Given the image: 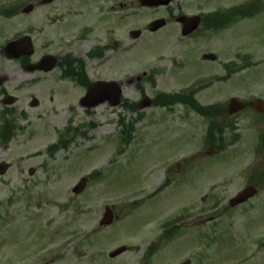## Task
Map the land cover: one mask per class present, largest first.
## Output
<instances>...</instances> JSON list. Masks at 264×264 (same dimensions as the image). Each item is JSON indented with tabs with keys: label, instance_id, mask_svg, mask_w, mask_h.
Listing matches in <instances>:
<instances>
[{
	"label": "rangeland",
	"instance_id": "1",
	"mask_svg": "<svg viewBox=\"0 0 264 264\" xmlns=\"http://www.w3.org/2000/svg\"><path fill=\"white\" fill-rule=\"evenodd\" d=\"M38 2L0 0V8L34 5L26 16L0 17V93L15 98L9 114L0 104V131L10 123L15 133L9 144L0 141V163L8 166L0 176V264H264V115L246 108L232 120L218 116L219 125L234 124L237 139L227 132L213 150L204 145L207 120L183 105L154 102L190 90L201 106L221 109L232 98L264 101V7L221 31L181 38L174 20L140 9L137 0ZM249 2L264 6L180 0L171 8L205 15ZM155 17L169 23L149 33ZM13 35L31 39L23 65L5 58ZM208 54L213 62L203 60ZM46 55L56 61L52 71H26ZM111 81L122 90L118 106H80L90 86ZM119 119L136 121L128 145L120 142ZM81 178L87 184L73 196ZM250 184L258 194L229 208ZM106 207L116 219L99 227ZM119 246L125 252L108 258Z\"/></svg>",
	"mask_w": 264,
	"mask_h": 264
},
{
	"label": "water",
	"instance_id": "2",
	"mask_svg": "<svg viewBox=\"0 0 264 264\" xmlns=\"http://www.w3.org/2000/svg\"><path fill=\"white\" fill-rule=\"evenodd\" d=\"M51 1H53V0H43L42 3H48ZM31 9H32V6H29L25 9V11L29 12ZM178 22L181 23V25H182V35L186 36V35L192 33L193 31H195L197 29V27L199 25V18L198 17H193V18L181 17L178 19ZM163 25H164V22L157 21V22L152 23L148 27V29H149V31L154 32V31L158 30L159 28H161ZM131 35L133 36V38H137L139 35V32H133ZM25 42H26V44L28 43L27 40H23L20 42L13 43L16 46V48H15L16 54L13 53L12 54L13 56L11 55L12 57H18L17 51L21 48V44L25 43ZM26 49H27V54H30L31 49L29 48V46L26 47ZM208 58H210L212 60L214 59L213 56H208ZM47 59H48L47 64L49 66L47 68L52 69L54 66V62L51 58H47ZM1 81L2 80H0V82ZM107 90L109 91V93L107 94L108 96L105 95ZM120 93H121L120 88L114 82L113 83H97L94 86V88L92 90H90V92H88V94L82 99V104L85 107L92 108V107L96 106L97 104L102 103L106 99V96H107V97H109L108 99L111 100L110 104L112 106H116L120 100V95H121ZM34 102L36 103V101H34ZM249 105L255 111L264 113V102L257 100L254 103H250ZM243 109H244V105L241 102H239L236 99L230 100V102L228 104L229 114L237 113ZM7 168H8L7 165L0 164V175H3L6 172ZM84 185H85V180L83 179L77 184V186H75L73 188L72 192L74 194H78L83 189ZM256 193H257V191L253 187H251V186L246 187L235 198L230 200L229 205L231 207H235L237 205L243 204L248 199L254 197L256 195ZM112 220H113L112 211L109 208H106L105 213L103 214L99 225L100 226L109 225L112 222ZM124 251H125V247H122V248H119L116 251L112 252L109 256L111 258H113V257L119 255L120 253L124 252ZM182 264H190V262L186 261Z\"/></svg>",
	"mask_w": 264,
	"mask_h": 264
},
{
	"label": "trees",
	"instance_id": "3",
	"mask_svg": "<svg viewBox=\"0 0 264 264\" xmlns=\"http://www.w3.org/2000/svg\"><path fill=\"white\" fill-rule=\"evenodd\" d=\"M252 7V6H251ZM248 8L250 7H244V8H235L232 9L230 12H226L222 18H223V24L222 20L219 17V13L207 16L204 18L203 26L206 28H209L210 26H224L227 21L232 17L233 15L238 18H244L247 17V13H249ZM257 11V9L255 10ZM229 17L228 20H226ZM221 25V26H220ZM80 74L83 75V73L80 71ZM156 103H158L162 107H168L173 106L175 104H182L185 106H188L189 108L193 109L196 113L203 117H210L216 115V108L215 107H207L203 108L199 106L196 101L193 99L192 96H165V95H158L155 99ZM220 114L219 110L217 112ZM124 140L127 138V131L123 133ZM4 143H6L8 140H3ZM224 142L223 138V129L218 127L217 124L213 122H209L208 130L206 137L204 139V145L208 147H222V144Z\"/></svg>",
	"mask_w": 264,
	"mask_h": 264
},
{
	"label": "flooded vegetation",
	"instance_id": "4",
	"mask_svg": "<svg viewBox=\"0 0 264 264\" xmlns=\"http://www.w3.org/2000/svg\"><path fill=\"white\" fill-rule=\"evenodd\" d=\"M137 1H138V0H137ZM177 1H178V0H177ZM175 2H176V1H175ZM175 2L171 3V4L168 5V6H158V7H155V8H140V9L147 10V11H153V12H155L154 14H156L157 12H159V11H157V10L162 9V10L165 12L166 16H168V17L171 16V18H173L174 21H175V19H176L177 17H173V16L176 15V14L179 12V9H176V11H173V13L170 12V10H171V6H172ZM131 5H133V3H131ZM118 6L120 7V10L123 11L124 8H125V6H126V4H118ZM110 9H111V7H108V8L106 9V12L110 11ZM16 12H19V10H17V11H16V10H11V11H1V12H0V17H4V18L13 17V16H16V14H15ZM175 12H176V13H175ZM158 18H159V17H156V18H153L152 20H155V19H158ZM166 21H167V20H166ZM25 59H27V58L22 57V58H20L18 61H19L20 64L23 65V63L25 62V61H24ZM7 60H8V59H7ZM5 81H6V78H4V82H5ZM5 95H7V92L2 91V92L0 93V102H1V99H2ZM3 109L6 111V114H9L10 110L12 109V107H4V106H3ZM8 109H10V110H8Z\"/></svg>",
	"mask_w": 264,
	"mask_h": 264
},
{
	"label": "bare ground",
	"instance_id": "5",
	"mask_svg": "<svg viewBox=\"0 0 264 264\" xmlns=\"http://www.w3.org/2000/svg\"><path fill=\"white\" fill-rule=\"evenodd\" d=\"M122 110V109H121Z\"/></svg>",
	"mask_w": 264,
	"mask_h": 264
}]
</instances>
